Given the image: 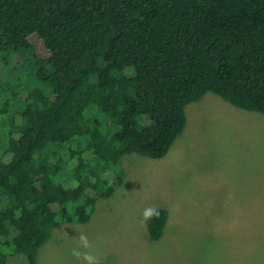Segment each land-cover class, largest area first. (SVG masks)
Segmentation results:
<instances>
[{"label":"trees","instance_id":"1","mask_svg":"<svg viewBox=\"0 0 264 264\" xmlns=\"http://www.w3.org/2000/svg\"><path fill=\"white\" fill-rule=\"evenodd\" d=\"M0 70V264H37L122 184L125 155H167L187 105L264 115V0H0Z\"/></svg>","mask_w":264,"mask_h":264},{"label":"rangeland","instance_id":"2","mask_svg":"<svg viewBox=\"0 0 264 264\" xmlns=\"http://www.w3.org/2000/svg\"><path fill=\"white\" fill-rule=\"evenodd\" d=\"M185 115L167 155H125L122 184L97 200L88 223L56 227L37 264H79L69 250L81 232L101 264H264V115L211 93ZM148 207L169 213L158 241L142 222Z\"/></svg>","mask_w":264,"mask_h":264},{"label":"clouds","instance_id":"3","mask_svg":"<svg viewBox=\"0 0 264 264\" xmlns=\"http://www.w3.org/2000/svg\"><path fill=\"white\" fill-rule=\"evenodd\" d=\"M158 210L155 207L144 209L142 216L143 221H147L153 216L158 215ZM77 245L69 250V255L79 264H101L100 257L94 252L93 241L89 239L84 232L79 233Z\"/></svg>","mask_w":264,"mask_h":264},{"label":"bare ground","instance_id":"4","mask_svg":"<svg viewBox=\"0 0 264 264\" xmlns=\"http://www.w3.org/2000/svg\"><path fill=\"white\" fill-rule=\"evenodd\" d=\"M157 160H159V159H157ZM169 220V219H168ZM146 223V222H145ZM169 231V230H168ZM150 239V238H149ZM161 239V238H160ZM156 241V240H155Z\"/></svg>","mask_w":264,"mask_h":264}]
</instances>
